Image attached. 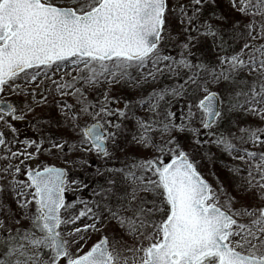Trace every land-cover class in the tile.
I'll return each instance as SVG.
<instances>
[{
    "label": "snow or ice",
    "instance_id": "6c2138e0",
    "mask_svg": "<svg viewBox=\"0 0 264 264\" xmlns=\"http://www.w3.org/2000/svg\"><path fill=\"white\" fill-rule=\"evenodd\" d=\"M0 264H264V0H0Z\"/></svg>",
    "mask_w": 264,
    "mask_h": 264
},
{
    "label": "rangeland",
    "instance_id": "374dc122",
    "mask_svg": "<svg viewBox=\"0 0 264 264\" xmlns=\"http://www.w3.org/2000/svg\"><path fill=\"white\" fill-rule=\"evenodd\" d=\"M9 99H13V100H15L16 98H14V97H9ZM19 127H23V125H18ZM29 135H31V133H29ZM209 179H211V178H209ZM69 201H71V199H72V195L71 194H69ZM97 239V237L94 235L93 236V238H92V240L93 241H95ZM92 241H90L89 243H91Z\"/></svg>",
    "mask_w": 264,
    "mask_h": 264
}]
</instances>
